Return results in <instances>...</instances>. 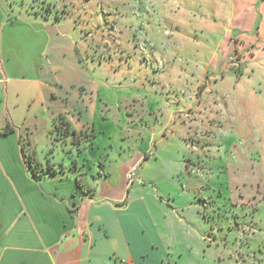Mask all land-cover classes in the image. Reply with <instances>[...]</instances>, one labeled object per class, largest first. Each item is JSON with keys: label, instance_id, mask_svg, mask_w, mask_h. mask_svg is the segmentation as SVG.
<instances>
[{"label": "crops", "instance_id": "obj_1", "mask_svg": "<svg viewBox=\"0 0 264 264\" xmlns=\"http://www.w3.org/2000/svg\"><path fill=\"white\" fill-rule=\"evenodd\" d=\"M37 1L68 14H36L31 5ZM225 1L0 0V264H173L185 251L174 254L167 247L169 227L176 240L196 216L216 229L214 215L204 221L195 202H206L209 193L200 184L178 189L186 183L184 173L200 178L199 168L192 174L185 159H216L210 142L214 82L229 78L223 73L233 65L244 74L264 43L261 26L253 44L246 42L250 32H241L243 47L235 44V50H251L255 57L233 61L228 26L199 69L200 43L185 35V21L203 20L208 12L224 19L255 5L264 11V0ZM215 3L220 7L212 8ZM74 14L79 26L69 22ZM259 15L264 23V13ZM103 18L113 21L111 28H102ZM121 20L127 27L118 26ZM110 29L114 35L105 46ZM142 43L146 62L138 55ZM59 115L90 136L80 151L71 142L54 144ZM7 127L13 132L4 134ZM40 132L49 149L42 156ZM31 155L43 167L62 168L37 181ZM133 167L138 177L131 184ZM159 179L170 187L163 190ZM247 227L241 229L250 237L255 231ZM206 233L198 236L204 252ZM208 236L211 247L217 237Z\"/></svg>", "mask_w": 264, "mask_h": 264}, {"label": "rangeland", "instance_id": "obj_2", "mask_svg": "<svg viewBox=\"0 0 264 264\" xmlns=\"http://www.w3.org/2000/svg\"><path fill=\"white\" fill-rule=\"evenodd\" d=\"M227 2L228 0L225 1V4L229 6ZM201 6L202 8L205 7L203 4ZM103 7V10L107 11L106 6L103 5ZM211 7H220V5L215 3ZM256 7L257 5L248 11L245 9L243 11L237 10L236 15L233 12L231 16L229 14L230 17L224 19L221 17L218 20L216 16L212 18L210 12L206 15L202 11L205 19L201 20L199 17V20L196 21H185V35L191 40H198L200 43V53L196 58L199 69L211 58L213 48H216L220 36L228 26L231 30V47L234 51L233 61L236 59L239 62L241 57L248 59L255 57V53L251 50L247 52L235 50V44L238 45V49L241 48L240 41L244 39V35L241 33L243 31L250 32L246 42L253 44L260 26L263 28L262 39L264 42V23H261L259 15L264 11L262 9L259 11ZM31 9H38L36 14L42 16L54 13L64 16L67 13L65 10L54 11L52 4L46 1L39 2L37 6L31 5ZM149 9L150 4H146L145 10L149 11ZM74 15L76 17H73L69 22L79 26V15ZM107 17L109 18V16ZM123 21L121 20V23L119 21L120 25L118 26L120 28L127 27L123 25ZM110 24H114L112 20L103 18V29L111 28ZM109 31L105 38V46L109 44L108 38L114 35L111 29ZM143 44L138 46V55L140 59L146 62L149 58L146 54V44ZM262 48L263 52L260 51L256 59L250 62L244 74L240 75L239 69L236 68L237 65H233L231 72H228L227 69L226 74L223 73L226 77L230 75L229 78L214 82L216 106L213 109V114L211 112L210 114L215 121V126L214 132H211L210 142L212 153L216 155V159H185L191 173L199 168L200 178L192 177L190 179V174L184 173L186 183L184 187L178 189L189 191L190 187L194 189L200 184V191L209 193L206 202L200 199L195 200V202L201 206L204 221H208L214 215L212 220L216 223V229L211 226L209 229L206 225H202L199 217L196 216L193 218V226L184 228V231H182L183 229L178 230L176 240V230L169 227L168 232L171 236L166 238L167 243L170 242L169 244L166 243L167 247L169 246L170 251L174 254L185 251L183 257L175 255L173 264H264V204L258 210L256 207L257 203L261 201L260 199L264 197V43ZM94 49L95 47L90 48V54L95 52ZM216 54L218 55V52ZM163 66L164 63L161 62L160 67ZM51 138L55 145L58 144L62 147L72 141L70 137L66 138L63 133L55 130L51 133ZM37 140L40 146V156L43 155L44 151L48 153V141L42 132L38 134ZM82 144L80 142L79 145L73 147V151H80L84 147ZM29 148L31 151L35 150L33 144H30ZM37 162L43 169L48 167V165L43 167L44 163L41 161ZM167 163L166 167L168 166ZM157 166L165 168L163 164ZM61 168L62 165H59L55 169L60 170ZM159 174L157 173L158 176ZM170 179L173 180L171 177ZM159 182L163 190L170 187V184H165L166 182L162 179H159ZM176 182L178 183V181ZM251 196L258 197V199H253ZM240 203L241 205H239ZM214 209L215 214H213ZM245 223L248 225L247 232L255 231L250 237L243 235L241 228ZM208 232H213L217 237L211 243V247L208 246ZM204 233H206L207 240L205 244L207 251L205 252L198 243V236ZM257 258L263 259V261L259 263Z\"/></svg>", "mask_w": 264, "mask_h": 264}, {"label": "trees", "instance_id": "obj_3", "mask_svg": "<svg viewBox=\"0 0 264 264\" xmlns=\"http://www.w3.org/2000/svg\"><path fill=\"white\" fill-rule=\"evenodd\" d=\"M54 130L61 134L63 133V135L66 138L70 137L72 139L71 145L74 147L76 145H79L80 142L85 144V143H89L90 141V136L87 133H78L77 131H75L71 123L67 120V118L64 115H59L55 118ZM10 132H13V129L7 127L4 134H8ZM28 161H29L28 165L32 172V175L34 179L37 181H41L43 179V176H45L48 173H57V170L50 165H48L46 169L41 168V166L37 162V159H35L33 155L28 157ZM74 164L76 163H73V166ZM76 182L77 185L82 189V191L86 193L87 189L83 181L80 178H78ZM119 264H126V263L121 262Z\"/></svg>", "mask_w": 264, "mask_h": 264}, {"label": "built area", "instance_id": "obj_4", "mask_svg": "<svg viewBox=\"0 0 264 264\" xmlns=\"http://www.w3.org/2000/svg\"><path fill=\"white\" fill-rule=\"evenodd\" d=\"M137 177V167L133 168L129 174H128V180H129V183H133L135 178ZM123 263H125V261H122Z\"/></svg>", "mask_w": 264, "mask_h": 264}]
</instances>
